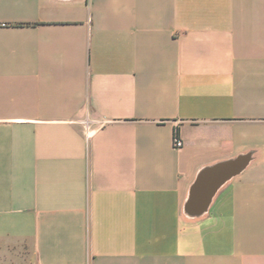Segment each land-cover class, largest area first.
<instances>
[{
    "label": "crops",
    "instance_id": "obj_1",
    "mask_svg": "<svg viewBox=\"0 0 264 264\" xmlns=\"http://www.w3.org/2000/svg\"><path fill=\"white\" fill-rule=\"evenodd\" d=\"M0 264H264V0H0Z\"/></svg>",
    "mask_w": 264,
    "mask_h": 264
},
{
    "label": "water",
    "instance_id": "obj_2",
    "mask_svg": "<svg viewBox=\"0 0 264 264\" xmlns=\"http://www.w3.org/2000/svg\"><path fill=\"white\" fill-rule=\"evenodd\" d=\"M247 163L248 156L241 155L233 160L225 161L202 170L191 187L189 197L184 205L185 212L195 216L205 212L208 209L212 196L218 188L232 176L238 174ZM209 175L216 176L217 180L211 186V189L206 193V199L203 204L197 205L196 196L199 193V185L202 180H205V178Z\"/></svg>",
    "mask_w": 264,
    "mask_h": 264
},
{
    "label": "built area",
    "instance_id": "obj_3",
    "mask_svg": "<svg viewBox=\"0 0 264 264\" xmlns=\"http://www.w3.org/2000/svg\"><path fill=\"white\" fill-rule=\"evenodd\" d=\"M173 144L175 147L182 146V141L177 137V135H174Z\"/></svg>",
    "mask_w": 264,
    "mask_h": 264
}]
</instances>
